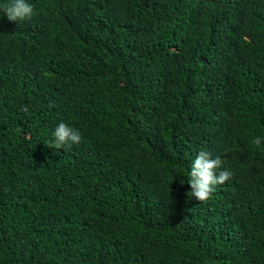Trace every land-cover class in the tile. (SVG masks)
<instances>
[{"label": "trees", "instance_id": "16d2710c", "mask_svg": "<svg viewBox=\"0 0 264 264\" xmlns=\"http://www.w3.org/2000/svg\"><path fill=\"white\" fill-rule=\"evenodd\" d=\"M11 2L0 264H264V0ZM201 151L231 172L203 202Z\"/></svg>", "mask_w": 264, "mask_h": 264}, {"label": "clouds", "instance_id": "9594fccd", "mask_svg": "<svg viewBox=\"0 0 264 264\" xmlns=\"http://www.w3.org/2000/svg\"><path fill=\"white\" fill-rule=\"evenodd\" d=\"M3 11L10 22H18L30 20L34 10L26 0H12L10 4L4 5ZM52 135L54 140L49 142V146L56 149L71 147L82 140L80 133L64 122L58 124ZM253 143L259 146L261 139L257 137ZM221 163L219 157L213 159L208 152L201 151L197 155L191 166L189 174L191 179L188 181L192 196L201 202L206 201L211 198L214 186L223 184L231 177V172L228 170L217 174L216 169L220 168Z\"/></svg>", "mask_w": 264, "mask_h": 264}]
</instances>
